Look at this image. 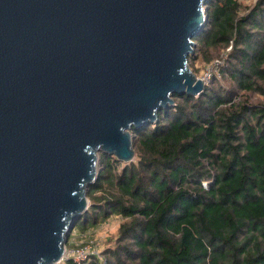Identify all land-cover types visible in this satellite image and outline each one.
I'll return each instance as SVG.
<instances>
[{
    "label": "water",
    "instance_id": "95a60500",
    "mask_svg": "<svg viewBox=\"0 0 264 264\" xmlns=\"http://www.w3.org/2000/svg\"><path fill=\"white\" fill-rule=\"evenodd\" d=\"M209 0H0V264H61L102 155L199 97Z\"/></svg>",
    "mask_w": 264,
    "mask_h": 264
},
{
    "label": "trees",
    "instance_id": "16d2710c",
    "mask_svg": "<svg viewBox=\"0 0 264 264\" xmlns=\"http://www.w3.org/2000/svg\"><path fill=\"white\" fill-rule=\"evenodd\" d=\"M207 13L195 52L210 65L230 49L220 72L232 88L213 79L199 97L174 94L156 123L133 129L136 161L101 156L74 230L125 220L105 264H264V102L252 101L264 98V0H209Z\"/></svg>",
    "mask_w": 264,
    "mask_h": 264
},
{
    "label": "rangeland",
    "instance_id": "374dc122",
    "mask_svg": "<svg viewBox=\"0 0 264 264\" xmlns=\"http://www.w3.org/2000/svg\"><path fill=\"white\" fill-rule=\"evenodd\" d=\"M238 1L246 8H253L258 0H238ZM209 28L210 27L207 26V28L204 31H207ZM228 52L229 50L222 51L220 52V56L218 55L219 57H217V59L225 58L224 59L225 66H226V61L228 59V55H227ZM195 57H197V59L192 64L190 62V68L191 71L197 76V78L200 79L202 76V72L205 70V68L208 65L204 64V62L198 59V54H196ZM216 80H218L217 85L222 86L224 89L232 88V84L229 80H225L223 78ZM252 101L255 104L262 103L264 102V98L261 96L254 95L252 97ZM134 161H136V158ZM99 169L100 170L102 169L101 162L99 163ZM124 222L125 220L121 216L115 214L110 216L108 220L103 221L99 226L90 229L85 233L73 230L71 236L69 237L67 248L80 247L85 249L89 247L91 248L92 246L93 248L92 251L96 252V255L99 253V255L98 257H93L91 258V260H88L86 262L89 263L94 261L95 259L98 260L99 262H103L105 258L103 255L104 251L109 247L116 246L117 238L119 236V230ZM103 263L105 264V262Z\"/></svg>",
    "mask_w": 264,
    "mask_h": 264
},
{
    "label": "built area",
    "instance_id": "2783aa9c",
    "mask_svg": "<svg viewBox=\"0 0 264 264\" xmlns=\"http://www.w3.org/2000/svg\"><path fill=\"white\" fill-rule=\"evenodd\" d=\"M224 59L225 58L215 60L212 64L208 65L202 72L200 80L205 81V85L208 86L213 79L222 78L220 70L225 65ZM92 250V246L91 248L89 247L85 249L80 247L67 248L62 262L73 260L76 263H83L88 260H91V258L93 257H98L99 253L96 255V252Z\"/></svg>",
    "mask_w": 264,
    "mask_h": 264
}]
</instances>
